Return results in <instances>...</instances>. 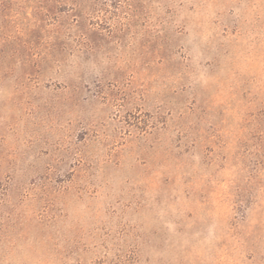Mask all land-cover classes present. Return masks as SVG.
Listing matches in <instances>:
<instances>
[{
  "label": "rangeland",
  "instance_id": "obj_1",
  "mask_svg": "<svg viewBox=\"0 0 264 264\" xmlns=\"http://www.w3.org/2000/svg\"><path fill=\"white\" fill-rule=\"evenodd\" d=\"M47 2L0 0V264H264V0Z\"/></svg>",
  "mask_w": 264,
  "mask_h": 264
},
{
  "label": "trees",
  "instance_id": "obj_2",
  "mask_svg": "<svg viewBox=\"0 0 264 264\" xmlns=\"http://www.w3.org/2000/svg\"><path fill=\"white\" fill-rule=\"evenodd\" d=\"M64 3V5H63ZM62 6H67V4L65 3V0H48L47 3L45 4H39V8L37 6V11L38 12H41L43 14V18L45 19H54L55 22H57L58 20V14L60 15L61 13H63V11L65 10H62ZM74 7V6H73ZM71 7L70 9H67L66 11L69 13L71 11H74L75 9ZM37 12V13H38ZM74 15V16H73ZM72 16V19L75 20V23L77 25H74V26H78V20H77V14H73ZM73 26V25H71ZM86 32L83 33V35H85Z\"/></svg>",
  "mask_w": 264,
  "mask_h": 264
}]
</instances>
